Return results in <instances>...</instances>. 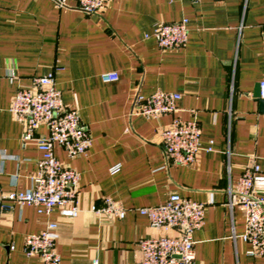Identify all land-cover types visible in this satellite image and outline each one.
I'll use <instances>...</instances> for the list:
<instances>
[{
    "label": "crops",
    "instance_id": "obj_1",
    "mask_svg": "<svg viewBox=\"0 0 264 264\" xmlns=\"http://www.w3.org/2000/svg\"><path fill=\"white\" fill-rule=\"evenodd\" d=\"M65 1L59 8L55 0H0V163L2 153L12 157L2 163L0 195L29 189L41 158L33 141H23L11 100L34 77L52 73L63 103L77 108L92 138L75 158L54 148L79 174L81 212L63 217L55 208L43 215L4 200L0 264H42L25 255L23 241L49 221L57 223L61 264H137L138 241L169 231L151 227L136 209L164 204L173 193L207 203L204 224L193 234L195 264H264L247 254L244 213L228 204L229 189L247 168L264 172V0H109L98 15ZM183 19L186 45L160 49L156 25ZM103 73L117 80L105 82ZM156 90L181 94L175 114H131L137 94ZM175 116L195 119L202 146L212 149L185 166L168 162L161 145L159 130ZM46 133L45 125L36 131ZM104 197L127 209L123 219L91 211Z\"/></svg>",
    "mask_w": 264,
    "mask_h": 264
},
{
    "label": "built area",
    "instance_id": "obj_2",
    "mask_svg": "<svg viewBox=\"0 0 264 264\" xmlns=\"http://www.w3.org/2000/svg\"><path fill=\"white\" fill-rule=\"evenodd\" d=\"M109 0H76V7L86 15L101 14ZM195 3L200 0H190ZM222 1V0H216ZM59 8L66 7L65 0H55ZM157 45L162 50L179 49L188 39L187 20L159 23L153 30ZM264 49V28L262 29ZM105 82L117 80L115 73H103ZM260 97L264 100V78L259 81ZM181 98L178 92L156 90L148 96L137 94L131 114L147 118H159L175 114ZM9 112L22 125L23 141H33L41 152L37 171L31 177V187L13 190L0 195V207L4 200L19 206L32 205L39 214L49 215L57 208L63 217H75L81 212L78 203L79 174L63 164L54 153L56 145L68 158L84 155L92 144V138L81 124L77 108L63 103L60 91L55 86L54 74L34 77L30 87L20 88L13 96ZM40 125L47 127L46 134H36ZM202 130L195 119L182 120L178 116L159 130L163 153L168 162L185 166L192 164L204 148ZM12 158L1 154L0 176L3 161ZM119 166H113L116 172ZM229 207H239L244 213L245 230L242 241L249 245L247 254L264 258V172L259 165L247 168L229 189ZM212 202V198L209 199ZM207 203L169 195L164 204L140 207L136 211L148 218L151 227L169 231L137 243L140 258L137 264H195L193 234L204 224ZM91 211L101 218L123 219L127 209L110 197L103 198L101 207L92 206ZM57 223L49 221L38 234L24 237L23 251L27 256H39L42 264H61L56 250L58 241ZM97 264V260L93 261Z\"/></svg>",
    "mask_w": 264,
    "mask_h": 264
},
{
    "label": "water",
    "instance_id": "obj_3",
    "mask_svg": "<svg viewBox=\"0 0 264 264\" xmlns=\"http://www.w3.org/2000/svg\"><path fill=\"white\" fill-rule=\"evenodd\" d=\"M258 92H259V90H258ZM258 94H259V93H258ZM260 103L263 104V103H264V100H261V99H260Z\"/></svg>",
    "mask_w": 264,
    "mask_h": 264
}]
</instances>
